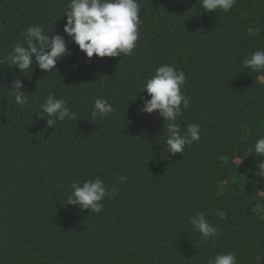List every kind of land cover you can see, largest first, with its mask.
I'll use <instances>...</instances> for the list:
<instances>
[{
	"label": "trees",
	"instance_id": "1",
	"mask_svg": "<svg viewBox=\"0 0 264 264\" xmlns=\"http://www.w3.org/2000/svg\"><path fill=\"white\" fill-rule=\"evenodd\" d=\"M69 2L0 0V59L29 26L63 34ZM138 3L129 55L87 58L65 36L71 54L56 70L34 65L26 76L0 65V264H208L229 251L236 264L264 263V178L248 151L264 136V73L242 63L264 49V0H235L228 12H206L200 0ZM161 64L186 75L181 130L200 126L182 153L167 150V121L139 111L150 98L143 80ZM16 78L24 108L7 90ZM49 94L76 119L38 117ZM97 97L114 108L103 119L90 115ZM94 177L118 195L100 212L68 204L70 185ZM197 213L216 235L191 226Z\"/></svg>",
	"mask_w": 264,
	"mask_h": 264
},
{
	"label": "clouds",
	"instance_id": "2",
	"mask_svg": "<svg viewBox=\"0 0 264 264\" xmlns=\"http://www.w3.org/2000/svg\"><path fill=\"white\" fill-rule=\"evenodd\" d=\"M235 0H200L201 8L206 12L232 9ZM140 4L138 0H70L67 5L66 20L62 26L63 34L45 33L40 25L29 26L23 36V43L14 44L0 65H7L11 69H18L19 73L29 75L33 67L38 66L44 72L56 70L57 61L71 54L68 41L78 46L87 58L117 57L121 54L129 55L136 47L140 25ZM243 66L257 73H264V49H257L248 53L243 58ZM186 81L184 71L169 64L158 66L154 74L145 77L141 89L145 90L150 98L140 97L142 103L139 111L152 114L156 112L163 121H167L165 128V144L169 153H182L186 145L200 140V126L192 123L185 130L177 123V118L182 115V109L186 110L190 99L183 93L182 86ZM264 82V80H262ZM23 83L19 78L11 82L10 95L15 104L24 108L28 106V97L22 91ZM49 126H54L57 121L66 118L74 120L77 113L72 111L64 99L49 94L39 105ZM114 111L103 97L94 99L92 111L93 119H103ZM257 158V175L264 178V136L256 139L254 145L248 150ZM248 154V155H249ZM242 159L237 161L239 165ZM127 179L121 175L118 181L123 183ZM71 192L67 197V203L79 205L81 209L92 212L102 211V201L105 197L118 195L119 189L115 186L109 188L99 177L79 180L71 185ZM223 215V213H218ZM191 226L198 231L202 238L207 240L217 234L216 226L209 223L205 215L197 213L189 218ZM208 264H236L234 252L219 253L208 260Z\"/></svg>",
	"mask_w": 264,
	"mask_h": 264
},
{
	"label": "water",
	"instance_id": "3",
	"mask_svg": "<svg viewBox=\"0 0 264 264\" xmlns=\"http://www.w3.org/2000/svg\"><path fill=\"white\" fill-rule=\"evenodd\" d=\"M264 264V263H263Z\"/></svg>",
	"mask_w": 264,
	"mask_h": 264
}]
</instances>
